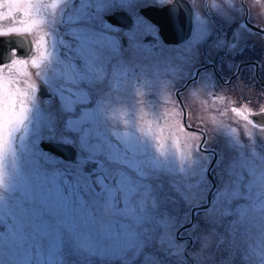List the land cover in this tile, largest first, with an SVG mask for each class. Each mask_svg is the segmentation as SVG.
Returning a JSON list of instances; mask_svg holds the SVG:
<instances>
[{"label": "snow or ice", "instance_id": "6c2138e0", "mask_svg": "<svg viewBox=\"0 0 264 264\" xmlns=\"http://www.w3.org/2000/svg\"><path fill=\"white\" fill-rule=\"evenodd\" d=\"M254 9L0 0V264H264V105L230 109L241 132L212 117L210 141L182 99L239 77L236 57L264 40ZM169 80L183 126L164 110ZM172 129L202 139L195 158Z\"/></svg>", "mask_w": 264, "mask_h": 264}, {"label": "flooded vegetation", "instance_id": "af4514ba", "mask_svg": "<svg viewBox=\"0 0 264 264\" xmlns=\"http://www.w3.org/2000/svg\"><path fill=\"white\" fill-rule=\"evenodd\" d=\"M237 2H239V0H237ZM198 3L199 0H197V4ZM248 3L251 4V0H248ZM256 12L257 10L254 9L252 14L253 23L264 26V18L258 16ZM162 34L164 35V40L166 43L176 44L180 40L187 37L188 26L185 24L184 31L179 34H177L171 27L166 26ZM210 50L211 45H209V50L202 48V55H204L206 58ZM210 54L213 58H215V51H210ZM225 62L231 63L232 61L227 60L225 57ZM235 62L242 63L238 78L225 69V72L222 74L224 79L217 78L215 86L212 84L205 85L204 81L201 80L197 85H193L192 89H190L188 92H184L182 94L189 124L190 120L193 119H195L198 123H203V110L210 108L218 110L221 105L231 104L229 105L230 108L228 110L226 119H230L228 121L231 127L236 129L237 132H241V129L238 127V123L242 124L243 122L239 121L237 123H232L236 118L230 109L233 107H238L246 102L248 103V106L254 111L258 110V106L264 105V40H261L259 37H253L251 39V45L249 49L244 52L243 56L236 57ZM253 64H260L261 67L253 68ZM41 83L42 81L40 84ZM167 83L170 86L166 89H161L162 93L170 92L172 89H175V86H178L174 81L171 80L167 81ZM177 89L174 93V98L177 100V103L172 105L167 104L164 107H175L176 105L177 108L181 109L176 96ZM194 89H198V95L195 97L191 95V92ZM217 97L219 98L217 99ZM38 98L42 99L39 96V93ZM181 112L182 122H184L182 109ZM193 128L203 131L198 127ZM203 132L205 133V131Z\"/></svg>", "mask_w": 264, "mask_h": 264}, {"label": "rangeland", "instance_id": "374dc122", "mask_svg": "<svg viewBox=\"0 0 264 264\" xmlns=\"http://www.w3.org/2000/svg\"><path fill=\"white\" fill-rule=\"evenodd\" d=\"M29 71L33 73V79L36 81V83L40 84V82L42 80L37 79V77L35 75V73L39 70L34 69V68H29ZM178 87L179 86H175V89H172V91H170V92H164V93L161 92V98L164 100H168L169 105L177 103V100L174 98V93ZM229 105H231V104L221 105L218 110H215L212 108L207 109V110H203L204 111V117L202 118L203 123H198V122H196L195 119H193V120H190V124L192 125V127L201 128L203 131H205L209 140L213 141L215 139V137L217 136L219 129H218L217 125L213 122L212 117H215L217 121H221L224 124L230 125V123L228 121L230 119H226L227 115H225V116L221 115L222 111H227V113H228V110L230 108ZM164 110L169 111V112H172V111L180 112L181 115L173 116L172 119L180 121L181 126H183L181 109L177 108V106L175 105V107H164ZM171 122H172V120H169V123H171ZM172 131L175 133V135L179 136L181 146L184 148L185 151H188L189 147L192 148L193 158H195V147L197 144H200L202 140H193L190 138V136H186L185 134L176 131V129H172ZM165 135H167V132L165 133ZM205 246H207V244Z\"/></svg>", "mask_w": 264, "mask_h": 264}, {"label": "water", "instance_id": "95a60500", "mask_svg": "<svg viewBox=\"0 0 264 264\" xmlns=\"http://www.w3.org/2000/svg\"><path fill=\"white\" fill-rule=\"evenodd\" d=\"M39 96H40V94H39ZM41 97V96H40ZM47 96L46 95H44L43 97H41L42 99H45ZM184 121V120H183ZM201 145H202V141H201V143H200ZM65 155H67L68 153L67 152H65L64 153Z\"/></svg>", "mask_w": 264, "mask_h": 264}]
</instances>
